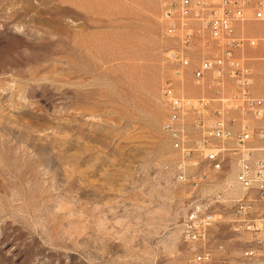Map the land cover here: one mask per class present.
Segmentation results:
<instances>
[{
  "label": "rangeland",
  "instance_id": "obj_1",
  "mask_svg": "<svg viewBox=\"0 0 264 264\" xmlns=\"http://www.w3.org/2000/svg\"><path fill=\"white\" fill-rule=\"evenodd\" d=\"M244 30L264 37V21ZM176 45L160 0H0V264H186L190 187L162 127ZM232 218L210 229L216 261L241 257Z\"/></svg>",
  "mask_w": 264,
  "mask_h": 264
},
{
  "label": "built area",
  "instance_id": "obj_2",
  "mask_svg": "<svg viewBox=\"0 0 264 264\" xmlns=\"http://www.w3.org/2000/svg\"><path fill=\"white\" fill-rule=\"evenodd\" d=\"M160 5L164 30L177 40L167 54L175 79L161 88L167 108L162 127L175 150L168 167L190 187L181 220L192 250L186 264H264V82L257 83L247 55L249 48L264 47V37L244 30L247 21H264V0ZM196 49L193 77L202 91L189 95L184 78ZM228 213L232 231L248 237L240 258L216 261L215 250L222 254L225 246L209 232Z\"/></svg>",
  "mask_w": 264,
  "mask_h": 264
},
{
  "label": "crops",
  "instance_id": "obj_3",
  "mask_svg": "<svg viewBox=\"0 0 264 264\" xmlns=\"http://www.w3.org/2000/svg\"><path fill=\"white\" fill-rule=\"evenodd\" d=\"M260 48H264V47H260ZM254 67V70H255V73H256V81L257 83L259 82H262L260 79H259V76H258V71L261 69V68H264V62H257V63H251ZM264 81V80H263Z\"/></svg>",
  "mask_w": 264,
  "mask_h": 264
}]
</instances>
